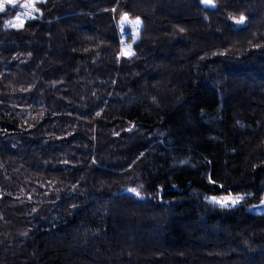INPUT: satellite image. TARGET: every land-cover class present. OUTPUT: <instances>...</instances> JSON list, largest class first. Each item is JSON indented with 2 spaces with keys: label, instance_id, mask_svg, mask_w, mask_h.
Masks as SVG:
<instances>
[{
  "label": "trees",
  "instance_id": "16d2710c",
  "mask_svg": "<svg viewBox=\"0 0 264 264\" xmlns=\"http://www.w3.org/2000/svg\"><path fill=\"white\" fill-rule=\"evenodd\" d=\"M31 2L0 12V264H264V0Z\"/></svg>",
  "mask_w": 264,
  "mask_h": 264
},
{
  "label": "snow or ice",
  "instance_id": "6c2138e0",
  "mask_svg": "<svg viewBox=\"0 0 264 264\" xmlns=\"http://www.w3.org/2000/svg\"><path fill=\"white\" fill-rule=\"evenodd\" d=\"M202 3H204L206 5H212V0H202ZM7 4L15 5V0H0V12H3L5 10V6ZM23 7L30 8V9L38 11L37 9H35V0H32V2L29 3V4L23 5ZM28 16L31 17V12L28 13ZM124 19L126 20L127 17L125 16ZM243 20H244V17L241 16L239 21H237V22L240 23V22H243ZM136 23H139V21H137ZM5 27L21 28V27H23V20L21 19V17L18 16L16 18V21H9L5 25ZM131 54L132 53H125V55H131ZM130 191L135 193L137 196L139 195V193L135 189H131ZM241 199H243V197H235V198H233L231 195L225 196V197H222V198H219V199L217 197H211V200H213L214 202L218 203L222 207L234 206Z\"/></svg>",
  "mask_w": 264,
  "mask_h": 264
},
{
  "label": "rangeland",
  "instance_id": "374dc122",
  "mask_svg": "<svg viewBox=\"0 0 264 264\" xmlns=\"http://www.w3.org/2000/svg\"><path fill=\"white\" fill-rule=\"evenodd\" d=\"M28 1H31V0H28ZM125 53H131V50L126 48V47H123V54L125 55ZM126 56L128 57L130 55H126ZM229 195H231L233 198L243 197V199H241L238 203H236L234 206H231V207H222L218 203L211 200V197H217L219 199V198L229 196ZM244 199H245V195H243V194H233V193L229 192V193H225L223 195H218V196H208L205 198V201H207L208 203L217 205L219 207H222V208L232 209V208H235L237 206L243 205ZM244 208L247 212H250L253 214H262V213H264V198L259 203L253 204V205H245Z\"/></svg>",
  "mask_w": 264,
  "mask_h": 264
},
{
  "label": "clouds",
  "instance_id": "9594fccd",
  "mask_svg": "<svg viewBox=\"0 0 264 264\" xmlns=\"http://www.w3.org/2000/svg\"><path fill=\"white\" fill-rule=\"evenodd\" d=\"M6 24H7V23H6ZM6 24H5V25H6Z\"/></svg>",
  "mask_w": 264,
  "mask_h": 264
}]
</instances>
